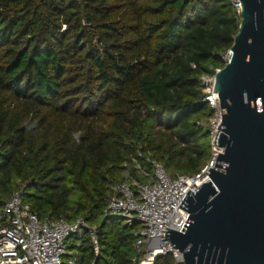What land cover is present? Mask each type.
Here are the masks:
<instances>
[{
  "label": "trees",
  "instance_id": "obj_1",
  "mask_svg": "<svg viewBox=\"0 0 264 264\" xmlns=\"http://www.w3.org/2000/svg\"><path fill=\"white\" fill-rule=\"evenodd\" d=\"M241 20L231 0H0V209L25 187L42 219L97 227L100 256L86 231L77 264H137L140 223L104 218L111 187L139 147L205 168L201 77L225 67Z\"/></svg>",
  "mask_w": 264,
  "mask_h": 264
},
{
  "label": "water",
  "instance_id": "obj_2",
  "mask_svg": "<svg viewBox=\"0 0 264 264\" xmlns=\"http://www.w3.org/2000/svg\"><path fill=\"white\" fill-rule=\"evenodd\" d=\"M240 1L239 31L214 86L223 114L215 144L224 152L189 185L192 196L184 190L182 232H166L185 264H264V0Z\"/></svg>",
  "mask_w": 264,
  "mask_h": 264
},
{
  "label": "built area",
  "instance_id": "obj_3",
  "mask_svg": "<svg viewBox=\"0 0 264 264\" xmlns=\"http://www.w3.org/2000/svg\"><path fill=\"white\" fill-rule=\"evenodd\" d=\"M231 2L241 16V1ZM223 59L228 62L229 54ZM192 67L195 68V65ZM220 71L214 69L213 75L201 77L203 102L214 111L208 123L202 125L208 130L214 161L224 152L215 144L223 121L220 97L214 92L216 75ZM122 167L124 180L112 185L104 218L121 217L129 223H140L134 244L135 263L155 264L158 258L169 256L173 264H185L184 253L166 240V232L169 229L182 232L190 216L180 207L187 198L184 190L189 188L192 196L189 185L205 180L210 167H205L196 175L178 174L172 177L166 166L143 147L131 154ZM24 188L15 191L0 209V264H77V254L73 255L69 246L74 240L79 246L86 231L92 236L96 256H100L97 227L90 226L85 218L73 221L63 216L42 219L25 201Z\"/></svg>",
  "mask_w": 264,
  "mask_h": 264
},
{
  "label": "rangeland",
  "instance_id": "obj_4",
  "mask_svg": "<svg viewBox=\"0 0 264 264\" xmlns=\"http://www.w3.org/2000/svg\"><path fill=\"white\" fill-rule=\"evenodd\" d=\"M228 53H229V52H228ZM228 53L225 54L224 56H227ZM205 124H207V123H202L201 125H205ZM204 128H205V127H204ZM205 129L207 130V128H205ZM213 157H214V152H213V149L211 148V157H210L209 162L206 164L205 167H210L212 162L215 163ZM167 170H168V169H167ZM168 173H169L172 177H176L178 174H182V172H178V171H175V170H173V171L168 170ZM127 223H129V222H127ZM136 234H137V232H136ZM165 262H166L165 264H170V262H173V261H172V258L169 257L168 259L165 260Z\"/></svg>",
  "mask_w": 264,
  "mask_h": 264
},
{
  "label": "crops",
  "instance_id": "obj_5",
  "mask_svg": "<svg viewBox=\"0 0 264 264\" xmlns=\"http://www.w3.org/2000/svg\"><path fill=\"white\" fill-rule=\"evenodd\" d=\"M72 253V252H71Z\"/></svg>",
  "mask_w": 264,
  "mask_h": 264
}]
</instances>
